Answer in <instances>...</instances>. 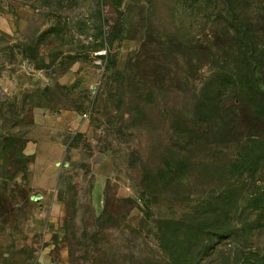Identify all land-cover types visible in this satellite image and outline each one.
<instances>
[{
  "label": "rangeland",
  "instance_id": "374dc122",
  "mask_svg": "<svg viewBox=\"0 0 264 264\" xmlns=\"http://www.w3.org/2000/svg\"><path fill=\"white\" fill-rule=\"evenodd\" d=\"M0 264H264V0H0Z\"/></svg>",
  "mask_w": 264,
  "mask_h": 264
},
{
  "label": "trees",
  "instance_id": "16d2710c",
  "mask_svg": "<svg viewBox=\"0 0 264 264\" xmlns=\"http://www.w3.org/2000/svg\"><path fill=\"white\" fill-rule=\"evenodd\" d=\"M216 19H218V20L221 19L220 16H219L218 14H217V16H216ZM230 23L232 24V22H230ZM231 24H229V26L232 27V30H234V33L236 32V34H237V33H238L237 28L234 27L233 24H232V26H231ZM236 25H237V24H236Z\"/></svg>",
  "mask_w": 264,
  "mask_h": 264
}]
</instances>
